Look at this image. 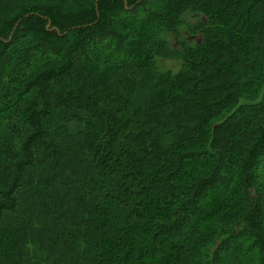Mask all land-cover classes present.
Listing matches in <instances>:
<instances>
[{
  "label": "trees",
  "instance_id": "16d2710c",
  "mask_svg": "<svg viewBox=\"0 0 264 264\" xmlns=\"http://www.w3.org/2000/svg\"><path fill=\"white\" fill-rule=\"evenodd\" d=\"M0 264H264V0H0Z\"/></svg>",
  "mask_w": 264,
  "mask_h": 264
},
{
  "label": "rangeland",
  "instance_id": "374dc122",
  "mask_svg": "<svg viewBox=\"0 0 264 264\" xmlns=\"http://www.w3.org/2000/svg\"><path fill=\"white\" fill-rule=\"evenodd\" d=\"M195 18L191 13H188L185 16V21L184 23L180 26L179 28V35L177 37L173 36L169 38V42L171 45H173L174 47L178 48L181 46V41L183 39H188L190 41H193V39L195 38H201V34L200 33H193L191 34V32L189 31V28H191V26L194 25ZM50 27V25L48 26V28ZM190 32V33H189ZM182 63L180 61V59L178 58H157L156 60V67L158 71H168V70H172L174 72H177L180 67H181Z\"/></svg>",
  "mask_w": 264,
  "mask_h": 264
},
{
  "label": "water",
  "instance_id": "95a60500",
  "mask_svg": "<svg viewBox=\"0 0 264 264\" xmlns=\"http://www.w3.org/2000/svg\"><path fill=\"white\" fill-rule=\"evenodd\" d=\"M51 24V23H50ZM58 32H59V30L57 29V28H55Z\"/></svg>",
  "mask_w": 264,
  "mask_h": 264
}]
</instances>
